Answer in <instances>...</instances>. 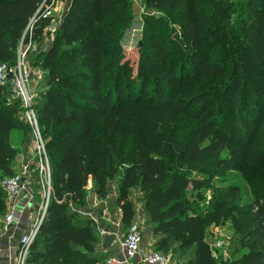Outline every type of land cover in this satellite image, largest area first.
<instances>
[{
    "label": "trees",
    "instance_id": "trees-1",
    "mask_svg": "<svg viewBox=\"0 0 264 264\" xmlns=\"http://www.w3.org/2000/svg\"><path fill=\"white\" fill-rule=\"evenodd\" d=\"M52 1L0 0V64L17 65L21 42L51 39L33 61L46 81L34 109L52 199L28 264H107L112 253L97 222L80 212L90 181L108 202L116 184L111 212L125 236L138 189L154 250L172 251L179 263L218 264L207 228L228 220L232 264H264V0H143L162 15H143L136 67L121 42L133 0H71L50 34L65 0ZM23 111L11 81L0 85V219L2 182L17 174L13 135L31 138ZM186 120L193 124L184 133ZM215 180L222 184L206 206L202 196L191 203ZM246 184L252 201L236 204Z\"/></svg>",
    "mask_w": 264,
    "mask_h": 264
},
{
    "label": "built area",
    "instance_id": "built-area-1",
    "mask_svg": "<svg viewBox=\"0 0 264 264\" xmlns=\"http://www.w3.org/2000/svg\"><path fill=\"white\" fill-rule=\"evenodd\" d=\"M51 15L52 9L49 6L46 11V16ZM20 45L23 51L22 58H24L27 51L31 48L32 43L29 42L24 46L23 42H21ZM23 64L24 62L22 63L21 60L15 67L9 66L6 63L0 64V85L4 86L7 82L11 81L13 97L22 102L24 108L22 119L31 128L30 149L37 160V169L36 173L34 172V176L36 178L35 184L39 195L38 199L35 201L34 194L31 191L28 192L29 202L32 205V210L29 216V224L23 230L18 241V245L11 254L10 264H28L32 244L39 233L52 199L51 167L46 151L45 139L38 122L37 113L34 109L35 94L33 93V90L28 87V75L23 70ZM21 173H17L15 176L7 178L2 182V188L6 193L7 205L6 215L2 219L4 228H8L9 226L20 222V215L16 210V206L20 194L24 189H26V176L23 174L25 171ZM80 212L81 214L94 219L85 212ZM105 233L106 232L102 231L103 235ZM142 239V228L138 224L133 223L130 226L125 238L123 240H119L123 252L122 256H111L108 258L107 264H128L137 256H140L141 260L145 264H172L171 257L168 254L154 249H143L141 245ZM8 245V242L0 240V250L4 249ZM225 245L226 242L223 240L219 242V245L216 244L215 246L221 247L225 250Z\"/></svg>",
    "mask_w": 264,
    "mask_h": 264
},
{
    "label": "rangeland",
    "instance_id": "rangeland-1",
    "mask_svg": "<svg viewBox=\"0 0 264 264\" xmlns=\"http://www.w3.org/2000/svg\"><path fill=\"white\" fill-rule=\"evenodd\" d=\"M65 1H64V3H65ZM147 12L148 13H154V14L159 15V16L162 15V13L159 12L158 10H148L145 7V5H144L143 0H133V19H132V23L130 24L129 28L124 32V35H123V38H122V41H121L123 49L126 51L127 59H129L130 62L135 65V67H136V63L138 61V45H139V43L141 41V38H142V29H143L142 19H143V15L145 13H147ZM57 21H59V20H57L55 18L54 23H52L50 28L47 29L50 34H53V32H55V30L57 28V24H58V23H55V22H57ZM177 30H178V28H177ZM177 34H178V32H177ZM178 35H180V34H178ZM172 39L174 41H177L178 45L181 46V48L185 51V48L187 47L186 44L183 45L180 42V39L176 37V34L172 35ZM49 42H51V39L48 38L47 40L44 41V43H41L40 45L42 46V48L43 47L46 48V46L48 47V43ZM39 49H37V50H39ZM37 50L33 51L34 54H35V52ZM34 54L29 55L27 53L24 56V58H22L23 51H22V48H21V45H20V49L18 51V58H17L16 64H18L20 60H21L22 63L24 62L23 70L28 75L27 76V78H28V87H29V89L33 90V93L36 96L37 91L42 86L45 85L46 81H45V76L43 74L44 72L42 71V69H39L37 67H36L37 69H34V68H32V67H30L28 65L29 64L28 63V59H30V56L32 57V55H34ZM192 124H193V121L186 120V121H184L183 123H181L179 125V130L184 132V133H186L187 131H189V129L191 128ZM23 137H24V139H22V142L24 144H26L27 139L24 136V134H22V138ZM30 141H31V138L28 139V143L29 144L27 145L28 146L27 150H28V153L30 154V156H29L30 162H28L27 165H28V168L30 170V173L32 171L36 173L37 160H36V158L34 157V155L31 152V149H30V145H31L30 143L31 142ZM21 150H22V148L18 150V154L21 152ZM16 161H17V159H15L13 161V164H14L15 167L17 165ZM16 172L17 173L23 172V170L21 168V164L18 166V168H16ZM25 172H26V170H25ZM23 174L25 175V173H23ZM232 174L233 173L231 171H228L222 176V178L231 177ZM230 182L234 183L235 180L230 181ZM241 182H242V180H241ZM228 183H229V181H227L224 184L228 185ZM221 184H222V182L215 180L214 183H213V186H211V187H209V188H207V189H205V190H203L201 192H198L195 197H191L190 198L191 203H193V202L197 203L198 200L196 201V198H199V197L202 196L203 199L199 200V203H200V205L202 207L206 206L208 204L209 199L212 197L213 192L215 191V188L220 187ZM243 191L244 192L240 196V200L237 201L236 204H238V203L239 204H243L244 202L249 203V202L252 201L253 195H252V193H250L247 190V184L244 185ZM117 196H118V192L116 190V184L113 182L111 184V186H110V194H109V198L112 200V202H108L107 205H106L107 209H108L107 212L110 213L109 217L111 219H110V221H108L107 220L108 217L105 216V217L102 218V222H101V220H98V218H97V221L101 222L100 223V228H99L101 232L103 230H106L107 232L118 233L117 227H118V224L120 222V219H118L116 217V215H113L112 212H111L113 210V208H114L113 202L115 201ZM132 198H133V200L135 202L136 209H137V219L134 221V223L138 224L142 228L143 238H144L145 243L151 242V244H150L151 248L155 249V246H154L155 240H154V238H151L150 235H149V233L152 231V228L150 226H148L147 223H146V216L144 215V212H143L142 195L140 194V191L138 189L133 190ZM115 217H116V219H115ZM3 218L0 219V228L3 227V223H2V219ZM114 227H116L115 231H110ZM234 236L235 235H234V231L232 229L231 221L227 220L226 222H224L222 224H219V225L211 224V225L208 226L207 234H206L207 241L211 245V248H212L213 253H214L213 255L216 258L218 264H232V261L235 259V256L232 255V250H233V248L235 247V244H236L234 242ZM119 238L121 240H123L125 238V231L124 232L121 231V233L119 232ZM223 240L226 242V245L224 246L225 250H224V253L222 254V256H218V252L220 250H222V248L221 247H216L215 245L216 244L219 245V242L223 241ZM168 255L171 257L172 264H185L186 263V260L183 261L182 263H179V261L176 260L177 257L174 256V253L172 251L169 252ZM221 259H223V260H221Z\"/></svg>",
    "mask_w": 264,
    "mask_h": 264
},
{
    "label": "crops",
    "instance_id": "crops-1",
    "mask_svg": "<svg viewBox=\"0 0 264 264\" xmlns=\"http://www.w3.org/2000/svg\"><path fill=\"white\" fill-rule=\"evenodd\" d=\"M71 0H66L65 3L63 2H59V4H57L55 6V8L53 9V13L56 17L57 20H60L64 14L67 12L69 6H70ZM64 4V5H63ZM50 44V42L48 43V45ZM41 50H44L47 48H42L41 45H32L31 48L29 49V51H27V53L29 55L34 54V50H37L39 48ZM33 56H30V59H28V65L34 69H37L34 66V61H33ZM29 138V137H28ZM22 133L19 131H16L13 135V145L17 148V150L21 149V152L17 155L16 159H17V165L15 168H18V166L21 164V168L23 171L26 170L25 172V176H26V184L25 187L26 189L23 190V192L20 194V197L18 199L17 202V206H16V210L20 215V222L18 224H14L9 226L8 228H4L1 227L0 228V240L4 241V242H8V246H6L4 249L0 250V264H10L11 261V254L13 253V251L15 250V248L18 245V241L20 239V236L23 232V230L28 226L29 224V216H30V212L32 210V205L29 202V197H28V192L31 191L34 196H35V201L38 199V195L39 192L36 188V184H35V176H34V172L32 171L30 173V170L28 168L27 163L30 162L29 156L30 154L28 153V139L26 144H24L22 142ZM22 162V163H21ZM88 203L86 205L85 208L82 209V212H85L87 215L92 216L96 222L98 223V228H100V223L102 222V218L103 217H108L107 220L110 221V213L107 212V203L108 200H101L99 199L92 191V182H89L88 185ZM112 202V200H111ZM101 220V222L97 221ZM117 226V225H116ZM114 227L112 230L110 231H115ZM117 235L119 238V226L117 227ZM101 232V231H100ZM103 232H107L106 230H103ZM149 233V232H148ZM152 231L149 233L150 237L153 238L152 235ZM101 235L103 236L102 232ZM148 235V234H147ZM120 240V238H119ZM151 242L145 243L144 238L142 239V248L145 250H152L151 246H150ZM110 252L112 253V256L114 255H118V256H122V248L120 245V242L118 241V243L113 246L110 249ZM128 264H145L140 256H137L134 260L130 261Z\"/></svg>",
    "mask_w": 264,
    "mask_h": 264
},
{
    "label": "water",
    "instance_id": "water-1",
    "mask_svg": "<svg viewBox=\"0 0 264 264\" xmlns=\"http://www.w3.org/2000/svg\"><path fill=\"white\" fill-rule=\"evenodd\" d=\"M119 241L118 235L115 232H106L103 235V244L107 249H111Z\"/></svg>",
    "mask_w": 264,
    "mask_h": 264
}]
</instances>
